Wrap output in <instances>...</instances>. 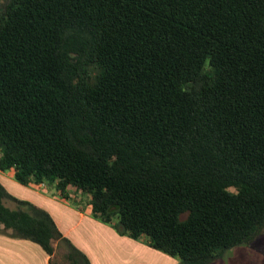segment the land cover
<instances>
[{
    "label": "trees",
    "instance_id": "trees-1",
    "mask_svg": "<svg viewBox=\"0 0 264 264\" xmlns=\"http://www.w3.org/2000/svg\"><path fill=\"white\" fill-rule=\"evenodd\" d=\"M0 171L73 188L178 264L250 242L264 228V0H8ZM0 230L50 264L56 246L89 264L1 184Z\"/></svg>",
    "mask_w": 264,
    "mask_h": 264
},
{
    "label": "crops",
    "instance_id": "crops-1",
    "mask_svg": "<svg viewBox=\"0 0 264 264\" xmlns=\"http://www.w3.org/2000/svg\"><path fill=\"white\" fill-rule=\"evenodd\" d=\"M0 184L12 197L48 213L62 236L87 257L89 264H178L177 258L151 248L145 238L134 240L119 235L113 225L94 218L73 188L68 187L62 196L47 185H22L14 180L12 171H0ZM5 206L15 209L12 202ZM49 262L50 257L39 245L0 230V264Z\"/></svg>",
    "mask_w": 264,
    "mask_h": 264
},
{
    "label": "rangeland",
    "instance_id": "rangeland-1",
    "mask_svg": "<svg viewBox=\"0 0 264 264\" xmlns=\"http://www.w3.org/2000/svg\"><path fill=\"white\" fill-rule=\"evenodd\" d=\"M7 2L0 0V12L4 11ZM54 263L66 264L61 246L55 247ZM211 264H264V228L250 242L226 250Z\"/></svg>",
    "mask_w": 264,
    "mask_h": 264
},
{
    "label": "clouds",
    "instance_id": "clouds-1",
    "mask_svg": "<svg viewBox=\"0 0 264 264\" xmlns=\"http://www.w3.org/2000/svg\"><path fill=\"white\" fill-rule=\"evenodd\" d=\"M235 194H237V195H238L239 193H238V192H236Z\"/></svg>",
    "mask_w": 264,
    "mask_h": 264
}]
</instances>
